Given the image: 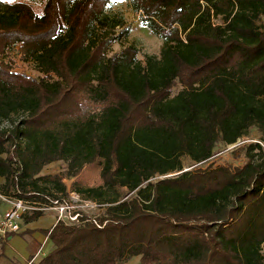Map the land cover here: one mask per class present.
<instances>
[{
    "label": "trees",
    "instance_id": "trees-1",
    "mask_svg": "<svg viewBox=\"0 0 264 264\" xmlns=\"http://www.w3.org/2000/svg\"><path fill=\"white\" fill-rule=\"evenodd\" d=\"M128 1L159 54L113 52L131 30L114 0H70L65 29L30 58L37 77L0 57V195L48 202L44 166L61 160L70 178L112 157L104 185L77 188L101 213L58 221L36 264H264V0ZM39 28L0 2V44ZM234 144L239 164L196 167Z\"/></svg>",
    "mask_w": 264,
    "mask_h": 264
},
{
    "label": "rangeland",
    "instance_id": "rangeland-1",
    "mask_svg": "<svg viewBox=\"0 0 264 264\" xmlns=\"http://www.w3.org/2000/svg\"><path fill=\"white\" fill-rule=\"evenodd\" d=\"M3 4H17L20 9L29 13L33 22L39 24L38 31L30 36H24L20 33L14 32L6 40L0 44V57L4 59L11 68L17 71H23L31 76H38V72L34 69L30 58L33 54L40 51L56 34L62 32L66 27V8L68 7L70 0H0ZM114 8L123 12L127 23L130 25L131 30L129 36L119 43H115L112 46L113 52L119 51L122 47L133 44L139 49L138 57L142 58L144 53L159 54L161 47V39L151 33L150 29L145 26L138 14H135L129 4L128 0H114ZM108 103L101 109L105 115L108 110ZM21 118L20 115L14 116L13 120L18 122ZM10 121H5L2 125L10 126ZM258 135L255 130H251L247 136L239 139L237 143H249L257 141ZM234 145H229L226 148H220L219 152L208 162L197 164L196 167L206 168L210 164L212 167L228 166L234 167L239 164L240 161H235L230 155ZM190 161L187 160V165L184 170L192 168ZM115 163L112 157L106 158L100 156L94 163L86 166L84 170L76 177H67L66 163L59 160L52 162L42 169L39 173V184L41 186L48 187L50 192L46 193L51 199H57L58 202H68L71 205V210L78 212L86 217L98 216L104 208L103 201L101 199H91L77 191V188H90L104 185L110 176V172L114 169ZM179 172L169 173L165 176H159L158 178L172 177ZM47 175H59L63 177V182L66 185L68 196L56 191V187L49 179L44 176ZM2 180H0V183ZM120 194L127 192L126 188H117ZM49 210L43 211V213ZM54 211V210H50ZM55 217L57 211H54ZM46 215L34 221L32 228L47 227L51 221V218ZM53 217V214H52ZM76 220L71 221L67 217H64L63 221L78 222ZM42 231V230H41ZM43 232V231H42ZM20 234L13 235L11 240H7L4 243V254L6 256H14V247L22 250L25 244L22 241ZM1 241V240H0ZM51 247L50 241L44 248V254H46ZM1 251V249H0ZM13 255V256H12ZM124 264H139V256L130 257Z\"/></svg>",
    "mask_w": 264,
    "mask_h": 264
},
{
    "label": "crops",
    "instance_id": "crops-1",
    "mask_svg": "<svg viewBox=\"0 0 264 264\" xmlns=\"http://www.w3.org/2000/svg\"><path fill=\"white\" fill-rule=\"evenodd\" d=\"M1 180V179H0ZM9 208V204L6 200L0 198V216ZM53 214V217H52ZM54 211H48L43 213L38 218L42 219V217H45L46 215H49L48 217L51 218V221H47L50 224L47 227H34L33 220L29 223L22 222L21 228L19 232L8 235L7 237L0 236V264H27L29 260H32V264H36L44 255V248L47 245V234L46 231L50 230L56 223H55V215ZM43 232H42V231ZM20 234L22 236V241L25 244L22 250L17 249V247H14V256H6L4 254V243L7 240H11L13 235Z\"/></svg>",
    "mask_w": 264,
    "mask_h": 264
},
{
    "label": "built area",
    "instance_id": "built-area-1",
    "mask_svg": "<svg viewBox=\"0 0 264 264\" xmlns=\"http://www.w3.org/2000/svg\"><path fill=\"white\" fill-rule=\"evenodd\" d=\"M0 198L6 200L9 204V208L0 216V236L2 237L19 232L23 222V216L34 210H40L42 212L45 210L57 211L55 223L63 221L64 217H67L71 221L76 220L78 217V212L71 210V205L66 201L58 202L57 199L48 198V202H31L2 195H0ZM27 264H32V260H29Z\"/></svg>",
    "mask_w": 264,
    "mask_h": 264
}]
</instances>
